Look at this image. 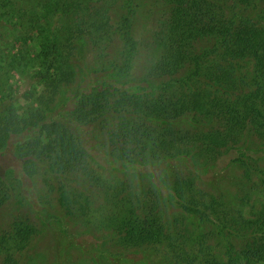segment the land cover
Returning a JSON list of instances; mask_svg holds the SVG:
<instances>
[{"label": "trees", "instance_id": "trees-1", "mask_svg": "<svg viewBox=\"0 0 264 264\" xmlns=\"http://www.w3.org/2000/svg\"><path fill=\"white\" fill-rule=\"evenodd\" d=\"M141 2L0 0V264L50 221L94 264H264V206L242 208L264 200V0H151L138 38Z\"/></svg>", "mask_w": 264, "mask_h": 264}, {"label": "rangeland", "instance_id": "rangeland-1", "mask_svg": "<svg viewBox=\"0 0 264 264\" xmlns=\"http://www.w3.org/2000/svg\"><path fill=\"white\" fill-rule=\"evenodd\" d=\"M150 9H151V0H142L140 10H139V15L137 16L136 20V26H135V36L138 38L143 37V35L152 28L154 22L152 20V17H150ZM145 71V65L142 62V59L137 57L135 62L132 64V67L130 69V78L136 79L144 73ZM8 92L13 91L20 95V100L22 103H29L30 104V99L32 98L29 96L27 93H23L25 89V85L23 82L18 81V82H9L7 86H5ZM11 159L7 156L0 157V169L1 167H5L7 164H11ZM98 173L103 179H106L107 181H113L114 178L110 177L108 171L98 169ZM117 177H121V175L116 174ZM42 177H50L49 174H44L42 171L38 175H36L34 182H33V189L34 192L37 194L38 198H40L39 202L43 203V199L45 201L47 200L46 195L44 194V187L42 183ZM231 177V172L229 171V167L225 168L223 170V175L215 181V183L212 184L214 187H225L229 185ZM136 186V181L134 179L133 182V188L132 190H137L138 188H134ZM210 189V188H209ZM211 190V189H210ZM45 208L50 212L48 204H44ZM12 206V207H11ZM264 206V200L260 197L257 191H252L250 193L249 198L243 205V210L245 214H249L251 211H255L256 209H260L261 207ZM15 206L9 205L5 206L0 209V228L5 225L7 220H9V217L11 215V210L13 209V214H14V208ZM42 210L41 211V217L46 218L48 211ZM48 212V213H49ZM161 214L163 216H177L180 214L179 209L176 208L172 204L166 205L163 210H161ZM63 220H65L63 218ZM64 222V221H63ZM67 224H63V227ZM62 224H57L56 222L50 221V224L48 226H45V230L43 231L42 235L36 240L35 244H33V247L30 248V250L27 251L25 257L23 258V264H51L57 254L61 251L63 254H65L68 257V261L71 264H94V259L91 254L89 253H83L82 249L79 246H76L75 244L73 245H65L64 249V244L58 246V241L60 239H63L62 235H60V232L62 230ZM66 238V236H65ZM79 241H82V244L88 245L90 244V247H86L89 249L92 248V238L88 237H83L79 238ZM105 243H98L96 245L97 249H101L105 247ZM95 247V245H94ZM11 252H13L16 255V252L11 249ZM216 252L220 253V250L216 249ZM18 254V253H17ZM149 255V260H152L151 262H158V264H164V259L161 257V255H153V254H148ZM3 255L0 254V260H2Z\"/></svg>", "mask_w": 264, "mask_h": 264}]
</instances>
